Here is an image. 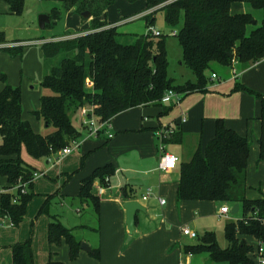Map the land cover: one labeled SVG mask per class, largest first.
I'll return each mask as SVG.
<instances>
[{
	"label": "trees",
	"instance_id": "1",
	"mask_svg": "<svg viewBox=\"0 0 264 264\" xmlns=\"http://www.w3.org/2000/svg\"><path fill=\"white\" fill-rule=\"evenodd\" d=\"M9 5L10 13L23 14L28 0H1ZM58 4L51 13L50 25L56 24L64 13L74 11L81 15L90 12L92 32L69 40L42 45L45 60L50 66L40 85L41 107L33 112L37 120L47 126L46 134L36 133L31 124L23 119L22 92L19 87L6 83L0 93V218L10 219L13 225L23 222L27 206L33 199L34 173L22 159L25 148L34 159L50 157L74 142L82 133L73 122L72 115L84 107L94 109L99 121H110L116 115L139 106H160L161 116L168 114L174 105L165 106L162 99L169 90L181 97L195 92L207 93L213 65L231 66L236 59L243 67L264 59V19L248 33L255 22L250 14H233L236 4H250L264 13V0H145L146 9L154 10L146 16L147 25H154V14L164 11L166 23L173 28L180 25L176 37L183 54L184 64L192 71L195 81L176 85L169 78V61L166 36L142 35L133 44L122 42L123 34L112 23L101 19L115 0H39ZM88 18V19H90ZM48 25L46 26V28ZM4 38L0 36V42ZM12 57L22 56L23 49H6ZM94 84L86 89V81ZM247 91L261 104L262 134L259 139V161H264V93L255 92L237 83L233 92ZM181 130L166 142L182 143ZM251 144L247 137L216 120L215 136L205 150L199 147L190 161L180 167V200L216 201L240 204L242 218L228 222L222 248L214 233H205L199 242L184 247L185 254L209 253L213 262L228 264H253L249 254L254 247L245 238L252 237L264 242V197L249 200L247 169ZM111 174V167L97 169L82 182L81 197L98 204L99 197L92 194L94 181L101 184ZM19 181L28 184V192H17L19 203H13L14 194L9 192ZM2 191H6L2 193ZM65 239L70 248V258L79 257L81 243L71 230L54 222L49 229V242L59 245ZM14 264H34L30 242L18 244L12 249ZM92 255L98 257L96 251ZM48 264H63L49 262Z\"/></svg>",
	"mask_w": 264,
	"mask_h": 264
},
{
	"label": "crops",
	"instance_id": "2",
	"mask_svg": "<svg viewBox=\"0 0 264 264\" xmlns=\"http://www.w3.org/2000/svg\"><path fill=\"white\" fill-rule=\"evenodd\" d=\"M118 1L115 6L109 8L108 21L119 28V32L123 34L122 40H125L130 35V32L125 31V27L135 20L139 14H144L145 17L154 10L146 9L145 0H140L142 2L139 7L136 6V3L126 0L127 2H122L119 8ZM0 2L3 1L0 0ZM3 3L4 6H1L3 8L0 10V15L14 16L10 13L9 5ZM55 4L58 5L56 2ZM232 12L233 14H250L254 18L255 23L248 27V33L256 29V26L259 27L264 19L262 10L254 9L247 3L234 5ZM63 16L65 31L59 36H51L36 42L47 43L58 39L61 41L62 38L69 37L73 39L92 32V18L84 19L74 11L64 13ZM147 29L148 25L146 24L145 34H147ZM0 36L4 38V41L0 42V50L5 52H0V60L7 61L6 53L9 52L6 49H14L12 47H15L16 44L22 46L20 48L34 44V41L8 43L6 42L5 33L0 32ZM43 44L39 45L42 58L46 61L42 50ZM9 55L11 54L9 53ZM235 65L239 67L241 74L240 76H234L232 80L234 86L229 95L239 92H233V90L237 83L242 84L241 81L243 82L242 85L263 94L264 59L248 67H243L238 61ZM212 68L214 70L215 66ZM49 69L50 66L48 65L44 76ZM214 74L217 76L216 79L212 78ZM3 76L5 75L3 74L0 80V93L5 87ZM210 76L211 80L207 93L195 92L186 97H181L179 104L174 102L170 104L162 103L165 106L173 104L174 108H178L180 115L173 120L164 122L160 119L162 112L160 106H139L124 111L111 119L110 131L114 134L112 139H107L103 133L95 138L87 137L82 140L81 137L77 148L62 159L58 160L56 154L47 158L34 159L24 148L22 151L24 162L43 176L34 181L31 190L34 197L27 206V213L23 222L18 226L13 225L9 219L5 220L2 225L0 222V264H14L13 247L27 242H30L31 245L34 264H48L49 262L63 264H218L213 262L209 253L206 252L194 255L185 254L184 247L197 244L199 239L194 242L193 239L183 234L182 228L185 227L196 232L199 238L208 232L215 234L217 228H223L225 233V226L228 222H236L242 218V206L239 204V212L236 215H232L231 211L229 214L221 215L220 209L222 206L227 204L232 209L234 204L216 201L180 200V167L183 163L190 161L199 147L202 148V151L205 150L208 143L215 136L216 120L219 119L224 121L228 119L225 121L226 126L247 137L251 144L246 192L249 200L264 197V161H259V139L262 134V124L259 119L261 104L260 114L257 111L239 109L230 117L226 114L208 115L207 103H201L199 108H192V104H190L192 97L210 98L221 90L222 84L217 73L212 71ZM173 80L177 84V81ZM217 80H219L218 83H216ZM9 82L13 87L17 84L16 81H10V79ZM93 88L94 84L90 79H87L86 89L92 91ZM230 99L224 100L228 101ZM256 100L260 103L258 99ZM158 113L159 118H155ZM193 114L196 121H205L206 119L213 121V127L209 126L204 142L203 134L199 131V128L189 127V115ZM208 116L211 117L208 118ZM183 118L186 119L185 122H183ZM23 119L28 121L24 111ZM184 125H186V128H184ZM31 126L34 130L35 127ZM164 127L174 129V133L166 141L175 136L179 130H181L182 137V143L172 144L176 148L169 152L179 158L177 168L169 172L159 170L160 159L157 151L159 140L157 139V133ZM36 128V133L43 134L39 133L40 130ZM45 128L47 133L46 124ZM78 130L81 131V129ZM84 130L87 131L85 128ZM166 141L165 144L167 145ZM1 144L2 137L0 135ZM166 151L168 152L167 148ZM108 165L111 167V174L107 177L109 178L108 184L104 186L99 179H96L93 184L92 194L99 197L98 204L82 199L81 186L83 180L91 177L97 169ZM251 169L254 170L258 178L255 181L251 180ZM6 185L7 180L2 178L0 186ZM101 186H103L105 192L99 195L98 188ZM54 196L57 198V207L70 205V208L77 213L75 219H78V223L76 221L74 225H70L66 216L64 217V215L58 213V209H55L52 213L50 208H47L52 203ZM161 199L165 200L164 205H161ZM131 201H136L141 206V210L135 214L133 232H130L127 225L128 211L125 207ZM90 208L95 212V223H82L79 215L83 213V210ZM72 210H70V213L73 214ZM43 212H47L48 215L39 217V213ZM54 222L60 223L71 230L81 246L86 244L90 251L81 248L79 257L72 260L69 245L64 238L59 245L51 244L49 242V229ZM252 239L256 240L252 237L245 238L248 243ZM226 243L227 247V240ZM94 251L98 253V257L92 255Z\"/></svg>",
	"mask_w": 264,
	"mask_h": 264
},
{
	"label": "rangeland",
	"instance_id": "3",
	"mask_svg": "<svg viewBox=\"0 0 264 264\" xmlns=\"http://www.w3.org/2000/svg\"><path fill=\"white\" fill-rule=\"evenodd\" d=\"M127 1L131 3H136L137 7H139L142 2L140 0H127ZM127 1L119 0L118 8L121 7L122 2L126 3ZM116 3L117 0H115V2L110 7L115 6ZM1 6H4L3 2H0V10L1 8H3ZM57 6L58 5H56L55 2L52 1L28 0L26 2L25 9L22 15L20 16H16V15L8 16L4 14L0 15V27H1L0 32L5 33L6 42L12 43L15 41H24V42L34 41L33 45L25 46L22 48L23 49L22 56L12 57L11 55H9V53H6L7 54L6 58L8 60L7 61L3 59L0 60V80L2 75L4 74L5 76L3 77L6 78L8 84L11 85L9 79L10 81L12 80L16 81L17 84L15 87H19L23 95V111L26 119L31 123V125H33V127L35 128L37 127L40 130L39 133H43V134L46 133L45 132L46 128L44 124L45 122H43L42 120H37L31 114L33 111H37L41 107L40 99L43 91L40 83L42 81V77H44V73L47 70V66H48L47 63H45L46 61H44V59L42 58L41 47L39 45L46 42L39 43L36 41H41L42 39H47L51 36H56V35L59 36L63 31H65V21H63L64 20L63 15L62 18L59 20V21L62 20L61 22H59V24L50 25L49 23L48 27L45 30H42L39 26V17L41 15L50 16L53 9ZM109 8L107 9L106 16L101 17V19L103 18L106 19V21H108ZM143 15L144 14L142 15L139 14L135 20L131 21L129 25L125 27V31L130 32V35L125 40H122L123 43L133 44L138 37L146 33L147 15L145 17ZM154 18H155V22H154L155 29L157 31H160L162 35L166 36V50L169 61L170 78L175 79L177 81L176 85H184L189 80H195L192 71L183 62L182 49L180 47L177 37L174 35V33H178L180 27L182 26V20L178 27L173 28L166 23L164 11L162 10L157 11L154 14ZM62 39L69 40L72 38L69 37ZM58 41L60 40L59 39L52 40L50 41V43L58 42ZM20 47L22 46H18V44H16V46L12 48L18 49ZM1 51L2 50H0V52ZM213 66H215V68L212 71L217 73V75L219 76V80H221L222 88L216 94H213L212 97L210 98L209 97L200 98L198 96L192 97L190 99L191 100L190 104H192V108H199L201 103L202 104L207 103L208 115L226 114L228 117H230V115H234L239 109L243 111L246 109L251 110L253 112L257 111L258 114H260V103L249 92L239 91L238 93L235 94L233 93L232 95H229L231 89L234 86V84L232 85V80L234 76H240L241 74L239 67H237V65H233V63L229 67H221L217 64ZM211 72H209L210 75ZM219 80H217L216 83H218ZM241 83L243 84L242 81ZM254 91L259 92L257 90ZM228 98L231 99L228 101L224 100ZM179 115L180 112L178 108L175 107L167 115L160 116V119L166 122L167 120L175 119ZM194 116H195L194 114L189 115V121H190L189 127L199 128V131H201V133L203 134L204 137L203 142H204L205 134L207 136L209 126L211 128L213 127V121L211 119H206L205 121L202 120L196 121ZM209 117L211 116H208V118ZM155 118H159V113L155 116ZM72 122L75 125V127L81 129L83 135L82 140L87 137H91L90 134L84 130V127L82 125L83 116L80 111L73 113ZM243 122L245 123V121ZM165 128L167 127H164L161 130ZM184 128H186V125H184ZM166 148L168 150V152L167 151L166 152L169 153L170 151L174 150L176 147L167 142ZM157 151L160 159L161 156H163V152L161 151L160 144L158 146ZM43 161L46 162L45 160ZM39 174L40 177L43 176V174L41 173ZM250 177L251 180L254 181L255 179L256 180L258 179L253 169H251L250 171ZM103 185L104 186L107 185V182L105 181ZM56 199H57L56 196H54L52 199V203L48 205L47 208H50L52 213L55 209H58V213L60 215H64V217L66 216L69 224L74 225L78 220L75 219L77 213L70 208V205H65L66 207L65 206L57 207L58 203ZM70 210H72L74 213L73 214L70 213ZM92 212L93 211L91 208L83 210V213L79 215L80 221L82 223H95L96 221V216L94 215L95 212L93 213ZM46 213L47 212L39 213V217H42L43 215L46 217L48 215ZM215 235L218 244L222 248H225L227 243L223 228H217V230H215ZM193 241L196 242L197 240H193ZM249 242H250L249 244L253 245L254 247L253 252L249 254V258L253 262V264H260L259 258L256 256L258 242L257 240H253V239L250 240ZM218 264H228V263H218Z\"/></svg>",
	"mask_w": 264,
	"mask_h": 264
},
{
	"label": "built area",
	"instance_id": "4",
	"mask_svg": "<svg viewBox=\"0 0 264 264\" xmlns=\"http://www.w3.org/2000/svg\"><path fill=\"white\" fill-rule=\"evenodd\" d=\"M147 33H151L154 36H160L161 32L157 31L155 27L151 26L148 27ZM176 35V33H174ZM233 65L237 63V60H233ZM213 79H216L217 76L214 74L212 76ZM181 101V96L175 92L174 90H169L164 98L162 99V103L164 104H170L174 102L175 104H179ZM82 116H83V126L87 130V132L90 134L91 137H98L101 133L105 134L107 139H112L114 137V134L110 131V121L107 122H100L99 118L94 115V109L93 107L87 106L84 107L81 110ZM186 119L183 118V122H185ZM174 133L173 128H165L157 133V139L159 140V144L161 146V151L163 152V156H161L160 161H159V170L162 172H169L172 170H175L178 166L179 163V158L173 154L167 153L166 152V144L165 140ZM78 146L77 142L72 143L71 145L67 146L66 148L62 149L61 151L57 152L56 155H58V160L64 158L65 156L71 154L74 149H76ZM38 177H40L39 173H34L33 180L35 181ZM108 184L109 178H106L105 180ZM21 189L22 194H26L28 192V184H21V181H19V184L15 187L12 188L9 192L14 194L13 197V203H19L20 201V196L18 195V191ZM105 189L103 186L98 188V194L102 195L104 194ZM6 191H2L4 193ZM150 195V194H149ZM145 200L147 199L144 198ZM161 205H164L166 202L165 200H160ZM231 211L230 207L226 204L222 206L220 209V214L221 215H226L229 214ZM5 220L4 218H0L1 225L4 224ZM10 220V219H9ZM182 232L185 236L193 239V240H198L199 236L196 232L188 229V228H182ZM258 242V247L256 251V256L259 258V263L264 264V242L257 240Z\"/></svg>",
	"mask_w": 264,
	"mask_h": 264
},
{
	"label": "water",
	"instance_id": "5",
	"mask_svg": "<svg viewBox=\"0 0 264 264\" xmlns=\"http://www.w3.org/2000/svg\"><path fill=\"white\" fill-rule=\"evenodd\" d=\"M84 19H88L91 16L90 12H84L81 14ZM50 23V17L48 15H41L39 17V26L42 30L46 29V26ZM255 23V22H254ZM48 126V125H47ZM126 209L128 211L127 225L130 232H133L135 214L137 211L141 210V206L136 201H131L126 204ZM239 212V204H234L231 209V214L236 215ZM81 248L86 251H90V248L86 244H82Z\"/></svg>",
	"mask_w": 264,
	"mask_h": 264
}]
</instances>
